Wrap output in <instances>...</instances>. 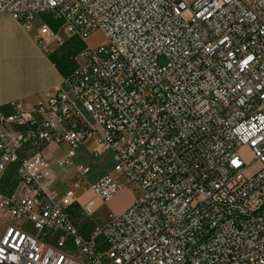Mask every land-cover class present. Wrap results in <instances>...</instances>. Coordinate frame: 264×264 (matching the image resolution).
Masks as SVG:
<instances>
[{
    "label": "built area",
    "instance_id": "1",
    "mask_svg": "<svg viewBox=\"0 0 264 264\" xmlns=\"http://www.w3.org/2000/svg\"><path fill=\"white\" fill-rule=\"evenodd\" d=\"M0 14L107 39L68 91L0 111V173L18 178L0 191V264H264V0H0ZM88 142L114 173L59 196L46 149L68 147L64 168ZM130 186L133 204L83 237L66 212L77 191L91 216Z\"/></svg>",
    "mask_w": 264,
    "mask_h": 264
},
{
    "label": "crops",
    "instance_id": "2",
    "mask_svg": "<svg viewBox=\"0 0 264 264\" xmlns=\"http://www.w3.org/2000/svg\"><path fill=\"white\" fill-rule=\"evenodd\" d=\"M43 25L46 24H42L40 28ZM51 32L52 35L45 36V46H42L36 41L38 37L42 36L34 26L31 29H26L11 15L0 14V111L2 113L11 114L13 103H20L25 109H31L41 102H47L49 96L57 90L68 91V79L83 62L82 53L87 48L83 49L81 44L87 41L71 35L64 21L60 29L51 30ZM54 36L62 38L63 43L59 44ZM70 43H77L78 49L73 62L67 67L63 63L65 56L69 50H75L71 46L68 47ZM67 149L68 147L63 145L62 147L52 146L45 151L56 174L59 196H62L75 183L79 182L81 188L86 189L103 176L114 173L113 152L95 142L82 145L76 151L71 163L60 168L56 161L65 156ZM12 166L4 173H0L1 179H4L9 172H13ZM79 167H88L89 172L85 178L80 177L78 171L83 168ZM15 181L16 185L13 183L9 185V182H4V180L0 181V191L7 195L12 194L18 186L17 173ZM68 183L70 186H66ZM90 196L89 192L84 195L82 190H79L77 199L66 210L69 219L85 238L92 235L84 232L87 216L82 211V204ZM134 199L135 196H132L128 190H123L108 203L97 200V208L105 206L109 211L101 227L106 224L110 216L122 213L129 208ZM26 227L28 231L29 227L33 229L31 224H27Z\"/></svg>",
    "mask_w": 264,
    "mask_h": 264
},
{
    "label": "rangeland",
    "instance_id": "3",
    "mask_svg": "<svg viewBox=\"0 0 264 264\" xmlns=\"http://www.w3.org/2000/svg\"><path fill=\"white\" fill-rule=\"evenodd\" d=\"M37 20L34 21L33 26L36 29V31L41 33V28L40 26L42 24H46L52 31L53 30H57L60 29L63 25V21L62 20H56L51 14H42L39 15L37 18ZM37 28H40L39 30H37ZM89 39V40H88ZM87 39L86 43L81 44V47L84 49L85 47H96L102 44H105L107 42V39L105 37V35L101 32V31H96L95 33H93L89 38ZM71 46L73 48H75V50H69L68 53L65 56V60H64V65L65 66H69L71 65V63L74 60V57L76 55V50L78 49L77 43H70L68 45V47ZM161 63H164V60L160 61ZM12 171L13 172H9L8 175H6V177L3 179H1L0 177V181H7L9 182V185L12 183L14 185H16V166H12ZM66 186H70V184H66ZM128 192L132 195V196H136L139 192L138 187L136 186H130L128 189ZM63 191V188H62ZM79 191V190H78ZM77 191V192H78ZM109 211L107 209V207H101V208H97L95 209L94 213L91 216H87L86 217V222H85V228H84V232L88 233V234H93L94 231L96 230L97 227H101L103 225V222L105 221L107 215H108ZM29 231L32 233H36L31 227H29ZM61 232H57L54 235V238L52 240H50V242L54 245L56 243L57 238L61 235ZM67 249L68 251H72L73 250V241L71 238L68 239L67 241Z\"/></svg>",
    "mask_w": 264,
    "mask_h": 264
}]
</instances>
